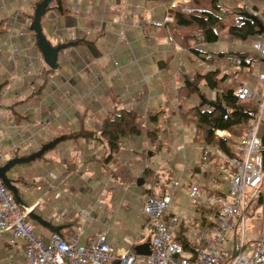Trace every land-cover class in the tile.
Listing matches in <instances>:
<instances>
[{"label": "crops", "instance_id": "obj_1", "mask_svg": "<svg viewBox=\"0 0 264 264\" xmlns=\"http://www.w3.org/2000/svg\"><path fill=\"white\" fill-rule=\"evenodd\" d=\"M36 1L38 0H0V21L7 19L6 33L0 34V43H5L3 51L0 52V85H4L0 88V149L5 159L0 160V166L15 155L21 158L23 153L20 149H24L26 155L32 154L36 152L33 148H41L42 143L57 141L58 144L67 133H97L104 117L116 110V102L120 105L117 109H136L144 120L151 121L149 112L152 111L151 103L154 98L152 92L157 91L159 96L154 100L159 102L167 84L175 91L182 85L179 80L182 74L194 72L195 59L193 60L189 50L184 48V41L176 39L177 33L186 31L179 27H169L165 30V26L160 25L170 16L165 2L63 0V10H59V15L51 12L50 16L42 19L43 29H47L51 36L54 35L56 43L76 38L94 40L100 54L92 56L84 44L70 47L61 54V66L48 75L50 82L44 84L49 66L47 67L42 52L35 46L33 35L20 37L17 28L29 24ZM236 3L238 7L245 6L246 12L254 11L264 19V0H238ZM167 22L169 21L165 23ZM157 27H161V30ZM167 30L173 40L168 36ZM11 33L13 36L8 38ZM225 36L227 44L222 51L248 52V55L253 56L249 67L241 66L242 72L239 76L244 82L238 86L249 87L253 93L250 100L259 106L261 94L264 93V56L254 51L252 44L257 40H264V28L262 35L247 40L233 41L226 33ZM12 45H17L20 49L16 59L10 54ZM181 55H184L189 63L184 62ZM231 56L235 57L232 54ZM168 57H172L169 65L165 64ZM223 62L225 67L227 62ZM234 64L233 68L241 69L236 62ZM142 65L150 70L144 74L147 83L143 87L138 70ZM166 102L160 103V107L157 105L153 112L160 109H177V103L173 102L171 107V104ZM194 102L196 99L188 101ZM22 103L27 107L26 110L18 109ZM27 112L30 113L26 114ZM20 115L28 118L23 116V119ZM167 115L160 114L158 123L161 127L159 141L164 142L163 148L169 146L168 150L162 148L163 150L157 152L158 156L153 158L151 149L157 151L158 142L152 144L146 138L147 145L142 148L139 143L129 138L123 144V149L117 157L129 168L126 170L127 175H110L108 164L105 172L101 169L100 159L102 160L108 151L104 141L98 139L100 143H93L99 146L98 151L96 147L91 151L85 148L86 146L77 147L85 140L82 137L64 139L62 144H74V151L69 153L70 159L66 160V163L58 165L49 159L50 165L54 166L52 169L34 162L25 168L24 173L19 171L15 175L7 174L9 178L14 179L12 183L18 189L19 202L26 207L35 206L34 210L36 209L42 218L60 227L59 233L64 238L80 236L81 244L93 245L100 233L108 231V240L118 255L134 253L137 259L133 264H146L145 258L148 255H140L138 247L149 245L150 250L152 249L155 229L153 220L144 213L143 207L145 199L152 195L149 190L157 194L160 188L147 181L140 185L138 180L142 176L140 174L143 164H140L139 160H145L140 159L143 157L141 151H150L144 163L161 175L166 185L164 194L168 193L173 197L180 192L175 188V181H180V186L184 187L183 191L188 187L190 190V183L198 181L204 189H201L204 194L217 193L215 190H218V184L225 181L221 176V164L224 159L241 156L239 141V150H234L230 143L237 157L218 153L212 162L201 163L203 147L194 140L189 142L188 134L191 131L175 118L171 119L172 128L165 130L169 123ZM51 123H54L55 130L49 128ZM262 129L263 134L259 137L263 144L264 121L258 134ZM248 131L249 127L247 134ZM94 135L91 137L97 139V134ZM32 138L34 146L26 142ZM20 145L23 147L20 148ZM101 147L103 149H100ZM132 162L137 163L131 166ZM175 162H180L182 168L172 166ZM48 164L46 166H49ZM196 164H201L199 173L192 170ZM167 165L172 167L168 168ZM231 170L234 171V167H231ZM203 201L205 203L202 206H211L204 199ZM199 206L196 204L188 208L184 205L178 210H171L170 206L168 212L180 213L181 223L185 222L189 228L192 226L194 215L202 217ZM206 215L210 219V214ZM34 221L36 225L42 226ZM42 227L44 230L35 232L45 243H49L55 232ZM10 236L11 232H0V264H20L26 258L25 240L18 238L17 243L12 245ZM109 264L123 263L113 260Z\"/></svg>", "mask_w": 264, "mask_h": 264}, {"label": "trees", "instance_id": "obj_2", "mask_svg": "<svg viewBox=\"0 0 264 264\" xmlns=\"http://www.w3.org/2000/svg\"><path fill=\"white\" fill-rule=\"evenodd\" d=\"M44 1L46 0L36 1L32 11L33 14L30 16L31 23H33L36 18L39 5ZM155 1L165 2L167 12L172 13H170V16L167 17V21H169L165 23V26H167V28L190 27L192 29V33H187L185 35L183 44L184 48H186V50H189L192 57L194 56L193 58L196 57L195 60L200 61L202 65H204V67L208 66L209 69L206 72L188 71L182 74L179 79L182 85L177 87L175 90L177 97L174 102L178 104L177 109H160L156 112L150 110L149 118L151 121H148V119L144 120L136 109L132 110L130 108L123 107L121 109H116L108 113L102 120L101 127L97 131V133H94L92 131H81L77 134L66 135L63 139L59 140L63 141L64 139L73 137L79 138L95 136L94 134H97V139L107 143L108 151L103 159H105L106 162L116 163V165H118V169L114 170V172H122L121 175H127L126 170L129 169L127 166H125L124 163L121 164L120 160L117 157V155L123 149V144L127 139L132 137H141L143 134H145L148 142L152 144H155L156 141H159L161 127H159L158 122L160 120L159 115L162 113L168 114L166 117H168L167 120L169 123L165 130H169L172 128L173 121L171 122V119L173 118H175L185 126H187L191 122L195 124L193 140L196 144H199L203 147L201 163H209L217 158L218 153L226 154V156L230 157H237V153L234 152L230 145L231 139L236 138L239 142L244 136H246L249 124L254 118L258 109V103L252 100L244 101L239 99V97L236 95V92L239 90L240 86L235 87L233 85V82L231 81L232 75L229 72V68L233 67V65H235V62L238 66L249 67V65H251V62H253L252 54L248 55L250 53L241 51H215L210 49L209 46L221 41L222 38L219 31L220 29H224V34L226 33V35L230 37V40L233 41H242L257 35L260 36L263 34V31H261L260 29L264 28V19L259 17L257 13L249 11L246 12L245 6H234L231 3V0H226L225 2L226 5L229 6V8L225 5V7L221 6V0H212V4L216 8L215 10H206L201 7L192 5L194 3V0H189L186 3L180 2L177 5L174 4L176 0ZM195 1L199 2V0ZM54 4H57L56 8H59V10H63V0H50L47 5H45V9L42 13L41 23L45 15L53 9ZM257 7L258 6H256V8ZM231 11H236L237 16L234 23L227 24V16ZM6 22L7 19H2L0 21V34L6 33ZM29 28H31V26H29ZM32 32L34 39H37L35 31ZM44 35L46 36L45 33ZM61 44H63V47L59 52L57 61L58 67L61 66L60 54H62V52H65L70 47L84 44L89 50L88 52H90L92 56H99L100 54V52L96 48V42L94 40H88L86 38H76L63 43H52V45L54 46H58ZM35 46L41 51L37 40L35 41ZM231 54H234L235 56L237 55L234 60L232 59L233 56H231ZM215 57L217 63L216 65L214 64V62H212V59ZM249 59H251V62H249ZM171 60L172 57H169V59L165 60V64L169 65ZM223 60L227 62L225 67L222 65L224 63ZM55 70L56 69H51L50 67H48L46 71L47 79L45 80L44 84L50 82V78L48 77V75L54 73ZM2 86L4 85L1 84L0 88ZM215 90L217 92L215 95H213V92ZM191 99H196V102L188 103V101H190ZM212 103L215 105H210ZM166 104H169V102H166ZM219 106L225 108L226 112L224 111V109H220ZM23 116L20 115V117L22 118H28L27 116ZM152 120L154 121L152 122ZM150 123L152 124L149 125ZM217 131H219L220 134L222 133L220 131H226L228 132L230 137L220 136L217 134ZM50 143L51 141L44 144L42 143L40 145V149H43L46 146L45 151H47L48 149L52 148L47 146ZM163 143L164 142H159V144H157V151H152L154 155L157 152L161 151V149L163 148ZM141 153L142 156L149 157L150 151L144 149L141 151ZM32 155H36V152L29 155H21V157L25 158ZM44 155L45 153L43 152L39 157L42 156L41 158H44ZM17 158L18 156L15 155L12 159ZM99 165L102 166L101 162ZM104 167H107V164ZM200 168L201 164H196L192 170L199 173L201 170ZM7 174L9 175V171ZM140 175L142 176L138 181L140 182L141 186L143 182L147 181L152 182L155 187L160 188L158 189L157 194H154L155 192L153 190H149L152 194L151 196L164 195V193L166 192V185L165 182L162 181L161 175L159 173H156L154 170L147 166L143 168ZM10 180L11 182H14V179L10 178ZM215 192L223 194V192L218 190H215ZM16 199L19 201L17 197ZM260 200L263 202L262 198ZM198 209L202 212V220L200 222V226L203 227V229L213 227L216 224L213 215L215 214L216 216L219 213V208L215 206L205 207L200 205ZM33 212L37 213L36 209L33 210ZM206 214H210V219L207 218ZM187 230L188 226H186L185 222H182L175 234V240L183 244V246L187 250L191 251L193 254H196L203 247V245L198 244L196 241H194L193 237H189V235L187 234ZM229 259L230 256H228L224 260L223 264Z\"/></svg>", "mask_w": 264, "mask_h": 264}, {"label": "built area", "instance_id": "obj_3", "mask_svg": "<svg viewBox=\"0 0 264 264\" xmlns=\"http://www.w3.org/2000/svg\"><path fill=\"white\" fill-rule=\"evenodd\" d=\"M181 1L176 0L175 5ZM250 10V9H249ZM250 12H254L251 11ZM21 32V35H24ZM12 33L8 36L11 38ZM5 43L0 44V52ZM252 49L264 56V40H257ZM10 54L16 59L20 53L17 45L10 47ZM251 62V59H249ZM216 90L213 95L216 94ZM236 95L241 100L253 97L251 89L241 85ZM1 111V108H0ZM1 114V113H0ZM264 121V93L261 94L257 112L250 122L248 134L240 140V158L226 157L221 164L222 178L231 184L229 200L228 193H203L198 181L190 183L189 198H203L207 204L219 208L214 217L216 224L195 232L194 241L203 247L193 254L183 244L175 240V234L182 220L180 213H169L173 203V195H154L145 199L143 211L152 220L155 234L152 240L151 254L145 258L146 264H264V221L262 232L257 238L252 254H246L251 248L245 242L248 203L247 188H253L254 200L262 198L264 203V145L259 137V129ZM25 143V142H24ZM23 143V144H24ZM0 139V147H1ZM15 147L16 145L13 144ZM0 149V160L5 159ZM234 167V171L231 170ZM175 188L180 181H175ZM35 206L26 207L19 202L11 190L0 180V232H11L10 243H17L18 238L25 240V260L20 264H109L120 260L123 264H133L137 257L133 253L118 255L112 243L108 240V231L97 236L93 245L81 244L80 236L67 239L59 233H53L49 243L34 232L30 223V213ZM264 213V212H263ZM264 215V214H263ZM83 232V231H82ZM234 236L232 250L222 249L227 235ZM237 254L234 256V252ZM15 264V263H11Z\"/></svg>", "mask_w": 264, "mask_h": 264}, {"label": "rangeland", "instance_id": "obj_4", "mask_svg": "<svg viewBox=\"0 0 264 264\" xmlns=\"http://www.w3.org/2000/svg\"><path fill=\"white\" fill-rule=\"evenodd\" d=\"M179 1H181V2H183V3H186V2H188L189 0H179ZM224 1V2H223ZM221 0V6H227L226 5V0ZM236 1H238V0H231V3L234 5V6H238V4L236 3ZM56 5L57 4H54V7H53V9L49 12V13H51V12H53L54 14H56V13H58V15H59V8H56ZM192 5H195V6H197V7H201V8H203V9H206V10H215L216 8L213 6V4H212V0H199V2H196L195 0H194V3L192 4ZM224 6V7H225ZM228 8H229V6H227ZM230 7H232V6H230ZM237 8V7H236ZM49 13L48 14H46L45 15V17L47 16H50L49 15ZM171 13V12H170ZM172 14V13H171ZM236 16H237V13H236V11H231L230 13H229V15L227 16V20H226V23L227 24H232V23H234V21H235V19H236ZM168 19L166 18L165 19V21H162L163 23H161L160 25H162V26H165V22L167 21ZM32 25V23L31 22H29V24L26 26H23L22 28H20V27H17L18 29H19V31H18V34H19V36L20 37H24L25 35L27 36V35H30L31 36V34L33 35V30L31 29V28H29V26H31ZM157 28H159L160 30H161V27H157ZM177 28V27H176ZM167 29V26H165V30ZM181 29L183 30L184 29V31H186V32H181L180 34L179 33H177L176 34V39L178 40V41H181V42H183L184 40H185V35L187 34V33H192V29L190 28V27H181ZM223 30L224 29H220L219 31H220V33H221V41H219L218 43H215V44H213V45H210L209 47H210V49H212V50H215V51H218V50H220V51H222L223 50V48L226 46V36H225V34H224V32H223ZM21 32H24L25 34L24 35H21ZM178 32H180V31H178ZM44 33L46 34V36H47V38L53 43V44H57L56 42H54L55 41V37H54V35L53 36H51L50 34L51 33H48V31H47V29H44ZM122 34H124V33H122ZM158 34H161V33H159L158 32ZM167 34H168V36L170 37V39L171 40H173V38L170 36V34H169V31L167 30ZM37 39H35V41H36ZM175 51V50H174ZM173 51V52H174ZM172 55V54H171ZM234 55V54H233ZM168 55H166V57H167ZM235 56V55H234ZM237 56V55H236ZM235 56V57H236ZM60 57H61V54H60ZM181 57H183L184 59V62H186V63H189L188 62V60L186 59V57L184 56V55H181ZM194 57V56H193ZM193 57H191L193 60L196 58H193ZM214 57V56H213ZM235 57L233 58L232 57V59L234 60L235 59ZM168 59H169V57H168ZM153 61V60H152ZM212 62H214V64L216 65L217 63H216V57L215 58H213L212 59ZM62 63V62H61ZM179 63L180 62H178V65H179ZM239 68H241V69H235V68H233V67H230V74L232 75L231 76V81L233 82V85L236 87V86H238L240 83H243L244 82V79L242 78V77H240L239 76V74L242 72V67L241 66H239ZM209 69V67L208 66H205L204 67V65H202V63L200 62V61H197V60H195V62H194V72H196V71H201V72H206L207 70ZM138 70H139V79L140 78H142L141 79V82H143V85H142V87L147 83V79L144 77V74L145 73H147V72H150V70L147 68V67H144L143 65H142V67H139L138 68ZM175 70H177V69H175ZM225 86V85H224ZM165 88V87H164ZM163 92H164V95L161 97V99L159 100V102H156L155 100H154V98L156 97V96H159L158 95V93H157V91L156 90H154L153 92H152V95H153V97L154 98H152V103H151V105H152V111L153 110H155V107L158 105H160V103H164L165 101H167V102H169V105L171 104V107H172V103L175 101V98L177 97V94H176V92L171 88V87H169V85L167 84V88H165L164 90H163ZM180 99V98H179ZM181 100V99H180ZM197 102H198V100H197ZM118 106H120L119 105V103L118 102H116V103H114V108L115 109H117V107ZM190 106V105H189ZM26 106L24 105V103H22L21 104V107L19 106V110L20 109H22V108H24V110H26V108H25ZM160 107V106H159ZM0 113H1V111H0ZM10 113H11V111H10ZM30 112H27L26 114H29ZM24 119V118H23ZM22 119V120H23ZM21 121V120H20ZM50 122V121H49ZM186 128H187V130L188 131H191V132H189V134H188V136H189V138H188V140H189V142L190 143H192V141H193V135H194V131H195V124L194 123H190V124H188L187 126H185ZM49 128L51 129V130H55V127H54V123H51L50 125H49ZM220 132H222V133H225V134H220L219 133V131H217V134L218 135H220V136H229L230 137V135L228 134V132H225V131H220ZM260 132L261 133H259V136L261 137L262 136V134H263V129L262 130H260ZM66 135H69V133H67ZM87 137H89V138H86V137H82L83 139H85V140H83L82 141V145H77V147L78 148H84L85 146V148H88V149H90L91 151H93L94 150V148L96 147V149H97V151H98V149L99 148H97V147H99V146H97V145H95V144H93V143H97V142H99L100 143V141L98 140V139H95V138H93V137H91V136H87ZM30 139V138H29ZM132 139V141H134L135 143H139L140 144V146L142 147V148H144V147H146V145H147V141H146V136H145V134H143V136H141V137H132L131 138ZM26 142H27V144L29 145L30 144V146H34L33 145V142H34V140H33V138H32V140L30 141V140H26ZM85 142H88V144H85ZM156 142H158V144H159V142L160 141H156ZM1 143H2V141H1ZM51 143H52V141H51ZM73 142H70V144H68V143H65V144H62V142L60 141L58 144H56L54 147H52V148H50V149H48L47 151H44V153H45V157L44 158H41V157H37L36 159H34V160H32V161H29V162H26V163H17L10 171H9V173L11 174V175H15V173L16 172H19V171H22L23 173L25 172V168L28 166V167H30V164L31 163H34V162H36V164H39V165H41V166H44L45 168H49V169H52V168H54V166H52V165H50V161H49V159L50 160H52V161H55L56 162V164H58V165H60V164H63V163H66L67 161L66 160H68L69 161V159H70V155H69V153H71L72 154V152L74 151V144H72ZM231 145H233V147H234V150H239V142H238V139H236V138H232L231 139ZM23 146L22 145H20V148H22ZM40 147H38V148H33L34 149V151H36V154L37 153H39L42 149H39ZM154 148V147H153ZM168 148H169V146H167V147H164L163 149L166 151V150H168ZM100 149H103L102 147L100 148ZM162 149V150H163ZM24 149H20V152L21 153H23V155H25V151H23ZM32 151V149L30 150V152ZM151 151H153V149H151ZM95 152H96V150H95ZM160 152V151H159ZM158 156V154L156 153L154 156H152L153 158H155V157H157ZM152 157H150V158H152ZM147 156H143V157H141L140 159H145L144 161L146 162L147 161ZM24 159H26V158H24ZM100 161H101V164H102V170L105 172L106 171V169H105V167L104 166H106V164H108V168H109V171H110V175L111 174H113V175H121L122 174V172H114V170H117L118 169V165H116V163H111V162H106L105 161V159H100ZM125 161V160H124ZM144 161L143 160H139V162H140V164H143V167H144V165H146L145 167H147L148 166V164L147 163H144ZM49 163V164H48ZM120 163L122 164V163H124L125 164V162H123V161H120ZM136 163L137 162H132L131 163V166H134V165H136ZM49 165V166H46V165ZM173 165H176V167H180V168H182V165H181V163L180 162H175V163H173L172 164V166ZM172 166H168L167 165V167L169 168V167H172ZM143 167H142V170H143ZM142 170H141V172H142ZM184 179L186 180V177H184ZM136 182V181H135ZM182 182H184V180L182 179ZM136 184H137V182H136ZM218 188V190H220V191H222V192H225V193H228V198H229V200H233V198L231 197V195H230V189H231V184L229 183V182H227V181H224V182H221V183H219L218 184V186H217ZM141 188V187H140ZM189 188V187H188ZM188 188H187V190H186V188H185V190L183 191V189H184V187H183V185H181L180 187H178V191H180L179 193H176V197L174 196V199H173V203H172V205H171V210L174 208L175 210H178L179 208H181V206H184V205H187L188 206V208H190V207H193V206H195L196 204H199V205H203L205 202L203 201V198H197V199H195V200H191L190 198H189V196H188V193H189V190H188ZM202 189V188H201ZM203 191H204V189H202ZM246 197H247V203H248V212H247V223H246V231H245V242H246V244L247 245H251L252 247L251 248H249L247 251H246V254H248V255H251L252 254V251H253V248H254V246H255V244H256V239L257 238H259V236H260V234H261V232H262V228H263V221H264V203L260 200V198H258V199H256V200H254V194H253V188H247V192H246ZM169 209V210H170ZM38 214V213H37ZM39 215V214H38ZM147 215V214H146ZM148 216V215H147ZM195 218H197V219H195ZM197 220V221H196ZM201 217H199V215H198V217H197V215H194V218H192V221H191V225L192 226H189V228H188V230H187V234L189 235V237H195V232H201L202 230H203V227H201L200 226V222H201ZM30 223H31V225H32V228H33V230H34V232L36 231L37 232V230H44V228L42 227V226H39V225H36V223H35V221L32 219V218H30ZM37 222V221H36ZM38 224V223H37ZM195 232H194V231ZM233 247H234V236L233 235H227V240H226V242L224 243V245H223V247H222V249H229V250H232L233 249Z\"/></svg>", "mask_w": 264, "mask_h": 264}, {"label": "water", "instance_id": "obj_5", "mask_svg": "<svg viewBox=\"0 0 264 264\" xmlns=\"http://www.w3.org/2000/svg\"><path fill=\"white\" fill-rule=\"evenodd\" d=\"M50 0H46L44 1L42 4L39 5L38 9H37V15L35 20L33 21L32 25H31V29L33 31H35L36 33V38H37V42L38 45L43 53L44 56V60L46 62V64L51 68V69H57L58 65H57V61H58V56H59V52L63 47V44L58 45V46H54L52 45V43L46 38V36L43 33V28H42V23H41V18H42V13L45 9V5H47V3ZM261 31H263V29H260ZM210 105H215V104H210ZM220 109H224V111L226 112L225 108L219 106ZM57 143V141H54L50 144H48V147H53L55 144ZM46 149V146L36 155H32L29 157H25L24 158H17V159H11L10 161H8L7 163H5L4 165L0 166V180H2V182L13 191V193L15 194V196L19 199V195H18V189L13 185V183L11 182L10 178L8 177L7 173L8 171H10L17 163H25V162H29L32 161L34 159H36L37 156H40L41 153H43ZM30 216L32 219L36 220L37 222H39L42 226L50 229L51 231L55 232V233H59L60 227L54 226L52 225V223H50L49 221L45 220L44 218H42L40 215H38L37 213L31 212ZM138 253L140 255H149L151 254V250L149 245H145V246H141L138 247ZM237 254V252H234V256Z\"/></svg>", "mask_w": 264, "mask_h": 264}]
</instances>
